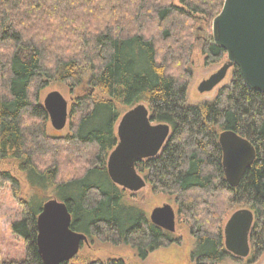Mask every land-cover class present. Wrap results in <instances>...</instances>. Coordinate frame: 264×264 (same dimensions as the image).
<instances>
[{
  "label": "trees",
  "instance_id": "1",
  "mask_svg": "<svg viewBox=\"0 0 264 264\" xmlns=\"http://www.w3.org/2000/svg\"><path fill=\"white\" fill-rule=\"evenodd\" d=\"M224 1L0 0V162L22 172L31 189L25 196L13 169H0V189L10 183L23 207L12 228L26 244L24 260H5L0 250V264H45L37 219L52 197L66 202L71 227L86 233L89 244H125L146 258L180 241L176 231L153 223L128 198L135 192L116 184L108 171L122 108L140 102L153 121L169 123L172 131L158 155L136 167L153 192L168 194L178 215L189 218L196 239L192 259L242 260L226 249L224 237V215L240 205L254 211L248 264L258 260L264 251V92L248 87L233 66L230 84L214 99L188 101L191 70L185 64L194 48L192 29L213 19ZM202 51L214 61L227 54L212 33L203 38ZM86 75L93 88L73 102L69 115L78 116L70 132L51 134L41 91L56 78L81 82ZM225 129L248 138L257 150L237 187L230 186L223 168L219 135ZM63 151L76 156L69 164L77 165L78 174L62 175ZM87 264L127 263L111 257Z\"/></svg>",
  "mask_w": 264,
  "mask_h": 264
},
{
  "label": "water",
  "instance_id": "2",
  "mask_svg": "<svg viewBox=\"0 0 264 264\" xmlns=\"http://www.w3.org/2000/svg\"><path fill=\"white\" fill-rule=\"evenodd\" d=\"M213 41L227 52V61L199 85L200 92L212 90L238 66L244 82L251 89L264 92V0H225L221 11L213 18ZM52 126L61 130L69 119V101L59 90H52L43 100ZM172 131L167 122H155L149 107L140 102L128 108L118 126V144L107 162L112 180L131 192L147 185L136 163L154 157L163 148ZM223 150L226 180L237 187L253 164L255 145L235 130L225 129L219 135ZM177 211L171 203L154 207L150 212L153 223L176 231ZM254 211L249 207L236 209L224 226L226 249L236 257L250 255V232ZM72 214L65 201L52 197L44 202L38 215V247L45 264H61L72 260L83 244H89L86 233L71 227Z\"/></svg>",
  "mask_w": 264,
  "mask_h": 264
},
{
  "label": "rangeland",
  "instance_id": "3",
  "mask_svg": "<svg viewBox=\"0 0 264 264\" xmlns=\"http://www.w3.org/2000/svg\"><path fill=\"white\" fill-rule=\"evenodd\" d=\"M212 22L206 20L198 21L193 27L194 48L192 50L189 61L185 64L186 68L191 70V78L188 89V101L191 104H197L204 102L205 100H212L218 94L220 88L230 84L232 80L231 67L226 77L212 90L206 92L199 91L200 83L209 78L215 73L226 61L227 54L218 60L206 59L205 54L202 51V40L203 38H209L212 33ZM93 86L88 81V75L84 77L81 82L77 81H61L56 78L50 81V84L41 91V99L44 100L46 94L52 90H59L69 101V112L72 110L73 102L76 100L78 95L83 94L86 91L92 90ZM97 95H102L100 90H97ZM122 110L125 112L127 107H123ZM123 112V113H124ZM77 114H70L67 125L61 130L55 129L51 121L48 123V130L51 134L62 135L70 132L69 123L72 120H77ZM75 154V153H74ZM59 160L61 163L62 175H76L79 171L73 166L76 164H69L72 161V156L66 151L59 154ZM72 167L73 169H69ZM0 169H13V172L19 177L24 195L30 194L31 189L22 172L17 170L9 162H0ZM143 175V174H142ZM128 198L131 201H135L150 215L151 210L164 203H171L177 211L176 217V237H180L179 242H173L170 245L163 246L150 252L146 258H142L138 252L125 244H113L110 242H103L96 239L91 244H84L81 246L79 253L77 254V264H87L92 259H107L111 257L123 258L127 264H196L195 260L192 259V252L196 247V239L190 231L189 218L184 214L178 215V205L176 202L171 200L170 196L166 193L153 192L150 185H147L134 193H127ZM246 207V206H245ZM225 209L226 206H223ZM234 212L236 209L243 208L240 205H235ZM230 211H227L224 215L225 221L228 218ZM230 213V214H231ZM23 207L19 200L14 196L10 183H6L0 189V250L2 258L5 260H24L26 258V244L22 236L16 234L13 231V222L22 218ZM224 221V224H225ZM250 255L242 258L241 261L234 258H227L224 261L217 264H248ZM250 264H264V251L261 253L258 260Z\"/></svg>",
  "mask_w": 264,
  "mask_h": 264
}]
</instances>
